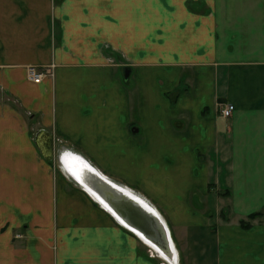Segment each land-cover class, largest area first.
Here are the masks:
<instances>
[{
    "label": "crops",
    "instance_id": "0c3cea01",
    "mask_svg": "<svg viewBox=\"0 0 264 264\" xmlns=\"http://www.w3.org/2000/svg\"><path fill=\"white\" fill-rule=\"evenodd\" d=\"M60 152L155 206L181 264H264V0H0V264H156Z\"/></svg>",
    "mask_w": 264,
    "mask_h": 264
},
{
    "label": "bare ground",
    "instance_id": "6f19581e",
    "mask_svg": "<svg viewBox=\"0 0 264 264\" xmlns=\"http://www.w3.org/2000/svg\"><path fill=\"white\" fill-rule=\"evenodd\" d=\"M64 160L67 164V169L73 176L75 175L74 177L76 178L78 183L82 185L84 189L88 191L98 202H100L106 210L110 212L112 211L117 217H119L121 221L125 224H123L124 226L128 227L134 233H136L137 231L139 234H141L142 232L145 237L140 236L139 238H142L141 240L146 242L148 246L153 249L154 253H156L158 257H161L167 261L175 259V256L178 255V250L172 237L171 229L167 224L166 220H163L164 217L155 206H153L147 200L143 199L138 194L133 193L131 190L111 180L109 177L99 171L94 165H92L82 155L73 153L71 155L66 156ZM116 190L143 202L145 205H147V208L149 210H152L155 214L158 215L159 218L162 219L165 230L170 232V238L168 239V243L166 244V246L158 244V236L156 234L155 236H153L152 233L146 232L141 227H136L134 222L127 219V217H125L122 213H119L116 208L112 206L113 203L112 205H110L111 207H108L106 203H104V201H107L106 195L110 194L112 196H115ZM107 203L109 202L107 201ZM111 208L116 210L118 214H116Z\"/></svg>",
    "mask_w": 264,
    "mask_h": 264
},
{
    "label": "water",
    "instance_id": "95a60500",
    "mask_svg": "<svg viewBox=\"0 0 264 264\" xmlns=\"http://www.w3.org/2000/svg\"><path fill=\"white\" fill-rule=\"evenodd\" d=\"M47 157H51V155L47 154ZM97 168V167H96ZM98 169V168H97ZM99 170V169H98ZM100 171V170H99ZM75 176V175H74ZM75 178V177H74ZM76 179V178H75ZM125 187V186H124ZM127 188V187H125ZM129 189V188H127ZM130 190V189H129ZM132 191V190H131ZM133 192V191H132ZM135 193V192H133ZM115 196H112L110 194L106 195V200L110 203H106L108 207H111L113 203V207L116 208V210L119 213H122L127 219L134 222L136 227H141L148 233H152L153 236L155 234L158 236L157 241L158 244L166 246L168 243V239L170 238V232L165 230L163 221L161 218L158 217L157 214H155L152 210H149L147 208V205H145L143 202L139 201L138 199L132 198L125 193L115 191ZM137 194V193H135ZM139 195V194H138ZM140 196V195H139ZM142 197V196H141ZM143 198V197H142ZM145 199V198H143ZM146 200V199H145ZM113 209V208H111ZM113 209V211L118 214V212ZM111 213L122 223L124 224L119 217H117L112 211ZM164 220V218H163ZM125 225V224H124ZM136 231V230H134ZM141 232V231H140ZM136 234H138V237L142 236L145 237L142 232L139 234L136 231ZM142 239V238H141ZM177 257V256H176ZM177 262V259L174 261Z\"/></svg>",
    "mask_w": 264,
    "mask_h": 264
},
{
    "label": "built area",
    "instance_id": "2783aa9c",
    "mask_svg": "<svg viewBox=\"0 0 264 264\" xmlns=\"http://www.w3.org/2000/svg\"><path fill=\"white\" fill-rule=\"evenodd\" d=\"M54 63L46 65L30 64L27 66V76L30 80L35 83H40L45 78L53 79L55 76ZM235 110V105L232 102H226L220 104L219 114L224 118H229L232 116Z\"/></svg>",
    "mask_w": 264,
    "mask_h": 264
},
{
    "label": "rangeland",
    "instance_id": "374dc122",
    "mask_svg": "<svg viewBox=\"0 0 264 264\" xmlns=\"http://www.w3.org/2000/svg\"><path fill=\"white\" fill-rule=\"evenodd\" d=\"M116 60V59H115ZM88 160V159H87ZM89 161V160H88ZM91 163V162H90ZM92 164V163H91ZM93 165V164H92ZM58 166H59V169H60V171H64L69 177H70V179H72V180H74L76 183H78V181L74 178V176L69 172V170L67 169V164H66V162H65V160H64V155L63 154H61V152L59 153V155H58ZM64 169V170H63ZM111 180H113V179H111ZM114 182H116V183H118V184H120V185H122L123 186V184L122 183H120V182H118V181H115V180H113ZM79 184V183H78ZM83 187V186H82ZM150 249L153 251V249L150 247ZM154 252V251H153ZM155 254V261H156V264H181L180 262H174L175 260L174 259H172V260H169V261H167V260H165V259H163V258H161V257H158L157 256V254L156 253H154Z\"/></svg>",
    "mask_w": 264,
    "mask_h": 264
},
{
    "label": "trees",
    "instance_id": "16d2710c",
    "mask_svg": "<svg viewBox=\"0 0 264 264\" xmlns=\"http://www.w3.org/2000/svg\"><path fill=\"white\" fill-rule=\"evenodd\" d=\"M179 91L175 92V94L172 93H168L167 95L170 97V99L172 100V104H175L177 97L179 96ZM264 214L263 211H258V212H254L251 213L247 219H241L240 220V224L241 226H243L244 228H249L252 225V221L260 216H262Z\"/></svg>",
    "mask_w": 264,
    "mask_h": 264
}]
</instances>
